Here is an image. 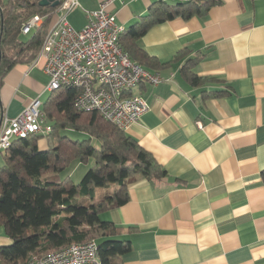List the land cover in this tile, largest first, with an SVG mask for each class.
<instances>
[{"label": "crops", "instance_id": "0c3cea01", "mask_svg": "<svg viewBox=\"0 0 264 264\" xmlns=\"http://www.w3.org/2000/svg\"><path fill=\"white\" fill-rule=\"evenodd\" d=\"M105 1L79 0L69 23L82 29L87 12ZM161 1L171 0H111L108 10L126 32ZM54 12L43 21L47 31ZM126 43L141 64V52ZM136 43L155 59L142 66L164 81L133 90L150 110L125 132L166 176L134 177L128 201L100 213L117 228L112 238L131 245L116 264H264V0H222L205 16L177 17ZM49 81L41 64L15 65L0 88L3 116H18L36 98L44 106L56 92ZM38 144L47 150L46 140ZM10 148L0 150V169ZM12 245L0 225V248Z\"/></svg>", "mask_w": 264, "mask_h": 264}, {"label": "trees", "instance_id": "16d2710c", "mask_svg": "<svg viewBox=\"0 0 264 264\" xmlns=\"http://www.w3.org/2000/svg\"><path fill=\"white\" fill-rule=\"evenodd\" d=\"M41 0H0V88L4 77L19 63H31L47 34V22L28 36L23 24L36 15L51 17L52 7L39 6ZM64 0H61L63 2ZM222 0H171L155 3L126 32L119 43L134 61L132 42L141 52L140 65L150 58L136 41L151 28L181 17L189 20L205 16ZM28 37L27 39H25ZM192 84L201 78L195 74ZM79 92L63 88L54 92L43 106L51 131L17 139L5 152L0 169V225L13 240L0 248V264H19L32 255L48 254L70 244L96 241L102 264H116L131 250L129 241L113 239L117 228L100 220V213L122 206L129 199L128 186L138 175L162 179L166 171L125 131L103 119L97 112H79L75 101ZM0 100V122L3 117ZM65 130L85 133L88 138L72 140ZM46 140L47 150L39 141ZM98 142V146L93 141ZM94 161L75 184L61 178L74 162ZM264 182V171L262 173ZM105 189L101 198L98 190Z\"/></svg>", "mask_w": 264, "mask_h": 264}, {"label": "built area", "instance_id": "2783aa9c", "mask_svg": "<svg viewBox=\"0 0 264 264\" xmlns=\"http://www.w3.org/2000/svg\"><path fill=\"white\" fill-rule=\"evenodd\" d=\"M111 0L102 2L98 10L87 12V23L75 29L68 15L80 6L79 0H64L54 12L56 20L47 31L37 57L30 67L41 64L49 76L48 90L75 88L79 94L75 107L79 112H97L123 131L136 124L150 110L147 101L133 90L141 83L154 86L164 81L133 61L119 43L124 28L116 15L108 10ZM40 15L26 21L24 36L41 28ZM42 101L33 99L16 117H2L0 150L10 148L15 139L46 135L51 126L46 122ZM197 125L202 127V123ZM19 264H102L96 241L70 244L43 256L33 255Z\"/></svg>", "mask_w": 264, "mask_h": 264}, {"label": "rangeland", "instance_id": "374dc122", "mask_svg": "<svg viewBox=\"0 0 264 264\" xmlns=\"http://www.w3.org/2000/svg\"><path fill=\"white\" fill-rule=\"evenodd\" d=\"M26 37L25 39H27ZM62 135L67 136L69 139L72 140H84L87 139L88 136L85 133L74 131V130H65ZM96 146H98V142L95 140L93 141ZM94 161L90 159L87 163H78L74 162L70 168H68L66 171H64L61 174V178L64 179L66 177H71L73 182L75 184H79L84 177V175L87 173V171L92 167ZM105 189H99L98 190V197L101 198L103 196V192Z\"/></svg>", "mask_w": 264, "mask_h": 264}, {"label": "water", "instance_id": "95a60500", "mask_svg": "<svg viewBox=\"0 0 264 264\" xmlns=\"http://www.w3.org/2000/svg\"><path fill=\"white\" fill-rule=\"evenodd\" d=\"M61 4V0H41L39 6L57 8ZM1 126V122H0Z\"/></svg>", "mask_w": 264, "mask_h": 264}]
</instances>
